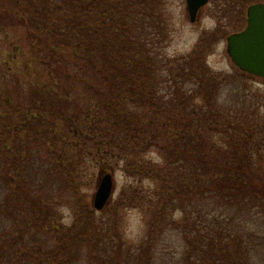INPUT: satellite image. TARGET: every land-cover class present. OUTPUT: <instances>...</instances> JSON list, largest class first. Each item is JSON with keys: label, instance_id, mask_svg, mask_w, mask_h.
Masks as SVG:
<instances>
[{"label": "trees", "instance_id": "obj_1", "mask_svg": "<svg viewBox=\"0 0 264 264\" xmlns=\"http://www.w3.org/2000/svg\"><path fill=\"white\" fill-rule=\"evenodd\" d=\"M13 1L34 66L28 111L0 119V264H155L154 247L172 228L200 261L258 264L248 220H264V122L256 108L221 101L229 79L200 49L176 65L162 55L164 0ZM220 1L234 27L262 2ZM58 119L76 123L78 141L64 146L79 155L63 152L70 133L59 134ZM154 148L163 165L147 158ZM88 156L159 180L144 247L125 245L115 223L74 198ZM60 199L77 202L71 226L56 223Z\"/></svg>", "mask_w": 264, "mask_h": 264}, {"label": "rangeland", "instance_id": "obj_2", "mask_svg": "<svg viewBox=\"0 0 264 264\" xmlns=\"http://www.w3.org/2000/svg\"><path fill=\"white\" fill-rule=\"evenodd\" d=\"M224 6V1L211 0L201 9L198 20L193 23L189 18L187 0H164L162 8L168 34L167 40L163 42L161 53L176 65L178 59L200 49L211 70L229 79L221 101L236 108H256L258 110L257 119L264 122V79L244 72L234 64L227 51L228 35L223 32V28L240 31L245 27L246 22L238 27L229 24L228 20L222 17L221 10ZM16 12L13 0H0V119L9 113H13L14 117L18 113L24 116L29 108V97L33 86L31 71L34 63L29 65L32 54L28 38L29 30L27 31L25 22L20 21L21 16ZM65 84L67 86V81L63 80L62 85L65 86ZM85 92V88L79 85L74 93V95L77 93L78 97L76 102L81 103V97ZM9 100L12 101V105H9ZM76 106L77 109L81 108L79 104ZM14 108L19 109V112L14 113ZM73 109L76 108H70L69 111ZM56 121L59 122L58 130L61 136L66 137L70 133L69 138H65L62 143L63 152L70 153V155L76 154L75 149L64 146L65 143L70 144L78 139L72 134L76 123L71 125L59 119ZM74 142L71 144H75ZM17 151L20 150L17 149ZM113 151L117 150L113 148ZM146 156L154 164L163 165L164 163L163 156L156 148L148 151ZM106 162L103 160L100 162L98 156H88L84 160L80 165L82 173L78 178V191L76 195L74 193V198H79L81 205L94 210L95 218L115 223L125 245L133 248L144 247L148 237L151 203L154 202V196L159 189V180L156 177L145 175H130L124 168L125 163L114 158ZM262 165L264 166V157ZM35 170L38 174L41 173L37 165ZM109 171L115 176L114 196L104 210L97 211L93 206L94 195L101 174ZM38 174H34L37 179L42 177V174ZM56 181L53 182L55 188L60 189L57 194H60L64 187L59 186V180ZM76 205V201L69 204L61 199L55 204L57 225L68 227L75 222ZM174 216L177 220H181L182 213L178 211ZM248 222L250 230H254L253 227H255L254 242L258 245L251 252L252 259L258 264H264V220L255 222L252 219ZM254 242L252 241L251 246ZM157 243L154 247L156 257L153 256L151 263L208 264L200 261L188 240L177 228L169 230L167 236L164 235ZM92 264H98V262L93 261Z\"/></svg>", "mask_w": 264, "mask_h": 264}, {"label": "water", "instance_id": "obj_3", "mask_svg": "<svg viewBox=\"0 0 264 264\" xmlns=\"http://www.w3.org/2000/svg\"><path fill=\"white\" fill-rule=\"evenodd\" d=\"M209 1L187 0L191 22L198 20L201 9ZM247 17L245 28L228 36L227 51L234 64L242 71L264 79V2L251 4ZM114 192V173H102L93 199L94 209L104 210L112 200Z\"/></svg>", "mask_w": 264, "mask_h": 264}]
</instances>
